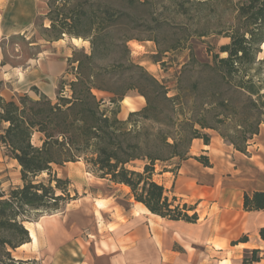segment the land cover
Segmentation results:
<instances>
[{"label":"trees","instance_id":"trees-1","mask_svg":"<svg viewBox=\"0 0 264 264\" xmlns=\"http://www.w3.org/2000/svg\"><path fill=\"white\" fill-rule=\"evenodd\" d=\"M215 1H198L197 5ZM188 2L176 0L173 5L185 14ZM225 4L233 11V21L218 31L230 40L220 47V54L226 56L215 54L212 62L202 67L212 74L215 87L225 86L227 90L201 97L198 117L186 125L191 124L192 140L201 139L208 145L209 135L200 130H214L234 150L247 155L249 142L264 125V60L257 58L264 45V0L238 3L225 0ZM48 6L50 29L58 33L56 40L63 34L83 38L89 41L91 51L71 61L77 63L75 80L68 84L61 82L55 103L44 95L38 100L24 95L17 102L0 97V121L7 124L0 134V144L20 167L23 183L8 196L0 187V264H36L33 260L15 259L12 251L30 242L24 226L28 221L26 209L54 212L58 202L69 196L62 186L67 182L59 178L51 179L48 186L32 181L42 173L50 175L53 166L82 161L87 171L97 178L129 188L134 201L144 205L150 213L190 223L198 219L195 212L189 214L193 207L169 195L168 190L154 180L155 164L174 158L181 162L194 158L204 167H211L206 156L184 157L177 150V142H167L161 130L152 133L147 122H153L157 103L174 102L177 96L168 98L163 85L124 56L129 51L127 42L132 38L125 34L114 38L113 34L125 14L99 0H49ZM118 48H121L120 54L109 63L96 64ZM114 74L125 81L122 90L104 86L106 79ZM66 85L68 95L64 94ZM93 90L110 94L108 102L97 98ZM130 91L142 96L146 106L141 111L130 112L126 120H120L117 117L119 105ZM34 134L40 135L39 146L32 142ZM164 151L167 154H163ZM138 161L142 166L134 168L132 164ZM180 163L173 170L167 167L159 173L175 174ZM53 181L54 187L51 186ZM56 190L62 194L56 195ZM243 208L245 211L264 210V192L245 193ZM260 234L264 236V229ZM256 253V250L251 252L252 260L257 259Z\"/></svg>","mask_w":264,"mask_h":264},{"label":"crops","instance_id":"crops-1","mask_svg":"<svg viewBox=\"0 0 264 264\" xmlns=\"http://www.w3.org/2000/svg\"><path fill=\"white\" fill-rule=\"evenodd\" d=\"M34 8V0H9L0 13V41L22 33ZM63 55L66 62L69 54ZM3 59L0 48V97L6 101L17 95L37 99V90L51 98L66 65L37 56L11 67ZM209 137L208 145L194 139L190 155L206 156L211 167L189 158L175 174H154L169 195L193 207L189 214H197L196 222L161 218L135 202L126 186L94 178L110 189H99L101 198L76 200L64 212L40 216L31 223L36 241L30 238L13 257L36 264H264V210L243 208L245 193L264 192V156L254 160L251 146L245 155L219 136Z\"/></svg>","mask_w":264,"mask_h":264},{"label":"rangeland","instance_id":"rangeland-1","mask_svg":"<svg viewBox=\"0 0 264 264\" xmlns=\"http://www.w3.org/2000/svg\"><path fill=\"white\" fill-rule=\"evenodd\" d=\"M99 1L109 4L125 14L113 34L114 38L123 34L132 38L127 42L129 51L124 53V56L134 64L141 66L163 85L168 98L177 96L174 102H158L157 109L152 115L154 120L153 122L148 121L147 124L150 125L152 133L161 130L162 134L166 136L167 142L176 141L177 150L187 157L190 154L193 140L191 124L188 123L187 126L186 122L196 120L198 117L201 97L211 92L227 90L225 86L220 89L215 87L212 74L202 65L210 64L215 54L220 57L226 56V54H220V47L229 44L230 40L224 37V33L218 34V31L223 30L233 21V11L226 6L225 0H217L204 6L197 5L198 1L204 0H189L185 4L187 9L185 14L176 10L173 5V1L176 0H138L140 2L147 1L148 3L145 5H141L137 1L131 3L128 0ZM240 1L242 0H232L233 3ZM34 2L35 11L31 14L29 25L23 28L22 33L6 36L0 41V48L4 55L3 61L11 67H23L28 58L37 56H46L47 59L65 62L63 54L68 53L69 58L65 62L64 72L56 80L55 94L49 98L55 103L61 82L68 84L75 80L73 74L77 63L71 61L79 59L82 54H90V44L83 38H80L81 41L78 43L73 40L76 38L66 34L56 40L58 33L50 29L51 23L47 17L49 0H34ZM4 8L9 9V0H0V13ZM199 34L204 35L199 36ZM120 51L121 48H118L116 52L112 51L108 57L97 60L96 64L109 63L120 54ZM260 51L257 58L264 60L263 46L260 47ZM104 84L112 90H122L125 81L118 74H114L108 77ZM68 90L66 85L64 94L68 95ZM36 93L38 98H31L32 100H38L43 96L40 90H37ZM93 93L97 98L104 99L106 102L111 96L97 90H93ZM21 96L24 95H17L15 102ZM145 106V99L137 92L130 91L122 99L117 117L120 120H126L130 112L141 111ZM6 127L7 124L0 121V134ZM194 128L200 130L198 126H194ZM260 128H262V132L249 142L250 150L255 155L254 160L260 159L261 155L264 156V125H261ZM223 131L226 132L224 129ZM200 132L207 133L213 138L219 136L218 132L214 130H200ZM32 142L39 146L41 144L40 135L34 134ZM223 142L230 145L225 140ZM232 149H234L233 146ZM163 154L167 153L164 151ZM180 162L179 158L162 163L157 162L155 168L157 172L167 167L173 170ZM142 164L138 161L132 166L139 168ZM87 172L84 163L77 161L65 163L63 166H53L50 175L42 173L32 179L34 183L42 182L46 186L50 185V180L54 177L66 181L67 183L62 186L69 196H65L64 200L58 202V209L54 212L26 209L25 215L28 221L24 223V226L32 229L31 223L40 216L58 211L64 212L66 208H71L76 200L93 199L98 196L101 198L99 189L109 190L108 183L94 179L97 177ZM22 185L20 167L15 160L10 158L6 147L0 144V187L2 191L8 196L11 190L20 188ZM51 186H55L54 181L51 182ZM102 193L103 196L107 195L106 192L102 191ZM61 194L60 190H56V195Z\"/></svg>","mask_w":264,"mask_h":264},{"label":"bare ground","instance_id":"bare-ground-1","mask_svg":"<svg viewBox=\"0 0 264 264\" xmlns=\"http://www.w3.org/2000/svg\"><path fill=\"white\" fill-rule=\"evenodd\" d=\"M74 41H76V42H80L81 41V39H73ZM263 47H264V45H262ZM88 173V172H87ZM90 174V173H89ZM94 178V177H93ZM28 232H29V236H30V238H32L33 240L32 241H36V237H35V232H34V230H32V229H28ZM33 242V243H34Z\"/></svg>","mask_w":264,"mask_h":264}]
</instances>
